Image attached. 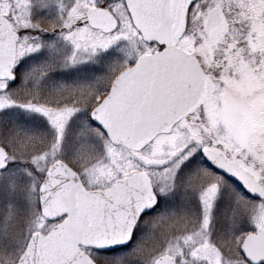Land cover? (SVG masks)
<instances>
[{"label":"snow or ice","instance_id":"1","mask_svg":"<svg viewBox=\"0 0 264 264\" xmlns=\"http://www.w3.org/2000/svg\"><path fill=\"white\" fill-rule=\"evenodd\" d=\"M0 264H264V0H0Z\"/></svg>","mask_w":264,"mask_h":264}]
</instances>
